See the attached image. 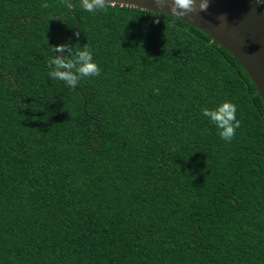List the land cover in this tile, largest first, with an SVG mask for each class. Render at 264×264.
<instances>
[{
  "label": "trees",
  "instance_id": "trees-1",
  "mask_svg": "<svg viewBox=\"0 0 264 264\" xmlns=\"http://www.w3.org/2000/svg\"><path fill=\"white\" fill-rule=\"evenodd\" d=\"M71 2L0 0V264H264V102L246 69L175 16ZM76 42L102 72L68 87L47 61ZM226 99L231 142L201 115Z\"/></svg>",
  "mask_w": 264,
  "mask_h": 264
},
{
  "label": "water",
  "instance_id": "water-1",
  "mask_svg": "<svg viewBox=\"0 0 264 264\" xmlns=\"http://www.w3.org/2000/svg\"><path fill=\"white\" fill-rule=\"evenodd\" d=\"M193 0L189 11L174 0H96L169 14L207 33L246 69L264 102V5L260 0Z\"/></svg>",
  "mask_w": 264,
  "mask_h": 264
},
{
  "label": "clouds",
  "instance_id": "clouds-1",
  "mask_svg": "<svg viewBox=\"0 0 264 264\" xmlns=\"http://www.w3.org/2000/svg\"><path fill=\"white\" fill-rule=\"evenodd\" d=\"M264 3V0H261ZM80 7L88 13L97 11L94 0H79ZM180 9L189 11L193 0H174ZM209 0L201 3V11L206 10ZM65 7L73 8L71 0H65ZM79 36V32L76 33ZM78 42V41H77ZM61 43L50 50L47 61V75L52 80L63 81L68 87H76L82 80L99 76L102 69L94 59V52L87 43L77 45ZM158 93V89L155 90ZM201 115L218 130L220 138L231 142L240 127L241 121L237 117V105L231 100H223L215 107L202 106Z\"/></svg>",
  "mask_w": 264,
  "mask_h": 264
}]
</instances>
